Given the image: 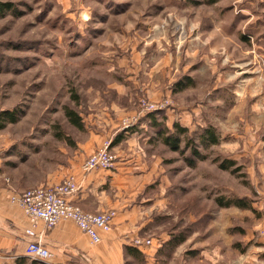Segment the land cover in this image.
<instances>
[{
    "label": "rangeland",
    "instance_id": "374dc122",
    "mask_svg": "<svg viewBox=\"0 0 264 264\" xmlns=\"http://www.w3.org/2000/svg\"><path fill=\"white\" fill-rule=\"evenodd\" d=\"M0 1L13 5L0 17V113L19 117L0 130L3 185L24 191L62 180L107 142L115 153L118 128L143 123L141 153L161 169L147 190L162 197V209L152 212L160 222L150 225L157 236L163 233L160 262L183 264L172 257L175 249L169 254L177 231L187 234L179 245L187 249L184 257L195 252L197 240H222L214 233L223 229L234 251L245 245L247 231L262 233L264 0ZM184 71L181 81L193 82L176 91L174 78ZM163 101L170 104L143 106ZM67 110L81 117L83 128L70 122ZM151 113L169 129L175 122L195 134L213 127L219 142L191 167L190 152L151 140ZM131 118L137 122L124 128ZM101 131L111 135L101 139ZM225 159L237 163L221 169ZM218 197H243L253 208L222 207Z\"/></svg>",
    "mask_w": 264,
    "mask_h": 264
},
{
    "label": "crops",
    "instance_id": "0c3cea01",
    "mask_svg": "<svg viewBox=\"0 0 264 264\" xmlns=\"http://www.w3.org/2000/svg\"><path fill=\"white\" fill-rule=\"evenodd\" d=\"M188 5H191L190 2ZM187 75L184 71L173 82H179ZM184 113L186 112H180V116ZM144 127L141 123L126 131L118 128L113 133L117 141L113 146L117 160L112 169L84 172V155L78 163L64 172V175L74 176L79 185V190L69 197L70 202L93 213L114 209L116 216L111 230L103 233L101 241L96 244L91 243L90 237L71 220L63 219L52 229H47L45 223L39 221L36 227L37 237L53 252V257L47 263L34 260L26 253L30 238L25 234V229L29 221L24 211L10 202L11 192L22 190H11L0 182V264H32L33 261L41 264H162L157 254L162 243L158 237L163 238V233L157 236L156 228L150 227L159 221L160 216L152 215V212L157 208L162 209V197L161 194L156 197L147 193L150 185L156 186V180L152 181L151 178L157 172L160 175L161 169L141 153L138 143L145 135L142 130ZM106 133L101 131L98 135L101 139L111 135ZM123 145L127 148L122 149ZM58 180H48L45 184H57L63 179ZM217 234L224 238L213 243L207 239L197 240V244L190 248L195 252L185 257L182 256V251L186 247L178 246L172 257H181L183 264L193 261L197 264H264L262 233L247 231L245 245H235V251L226 229L214 233ZM136 237L152 238L153 244L137 248L132 245ZM230 252L235 253L234 259H230Z\"/></svg>",
    "mask_w": 264,
    "mask_h": 264
},
{
    "label": "built area",
    "instance_id": "2783aa9c",
    "mask_svg": "<svg viewBox=\"0 0 264 264\" xmlns=\"http://www.w3.org/2000/svg\"><path fill=\"white\" fill-rule=\"evenodd\" d=\"M148 110L162 109L170 104V101L149 104ZM137 122V118L124 121L123 127L128 128ZM110 143L100 147L90 154L82 164L84 172L96 169H112L117 160V155L109 150ZM79 190V185L74 176L69 175L57 184H46L33 187L24 191H12L10 202L18 205L28 218L29 224L25 234L30 238L26 253L32 259L44 263L50 261L53 252L37 237L36 227L39 221H43L47 229L57 226L61 220L73 221L86 235L90 237L91 243H99L102 234L111 230L113 220L116 216L114 209L93 213L84 211L80 206L69 201V197ZM264 235V229L262 231ZM153 244V239L136 237L132 245L137 248L147 247ZM160 244V243H159Z\"/></svg>",
    "mask_w": 264,
    "mask_h": 264
},
{
    "label": "trees",
    "instance_id": "16d2710c",
    "mask_svg": "<svg viewBox=\"0 0 264 264\" xmlns=\"http://www.w3.org/2000/svg\"><path fill=\"white\" fill-rule=\"evenodd\" d=\"M208 3L215 2V0H207ZM194 3H199L198 1ZM13 5L11 3H6L3 1H0V17L3 16L4 12H10L12 11ZM191 79H186V81H179L177 82V87L175 86L176 91H179L180 89L185 88V85L189 83ZM193 82V81H191ZM187 86V85H186ZM66 114L70 120V122L76 126L77 128H83V122L81 120V117L76 114L73 110H67ZM151 113L148 115L149 121L151 122V126L154 127L156 134L155 137L151 140H155V138L160 139L164 144H166L171 149L181 152L183 154L190 152L188 155H186L185 160L188 163L189 166L195 167L198 161L205 160L208 156L205 154L202 150H207L210 146H213L214 144H217L219 142V137L216 133V130L213 127H202L200 130L195 134L191 133L189 130V127L181 125L179 122H175L173 124V128L169 129L165 126H163V121L157 122L151 119L153 117ZM165 116H162V120H164ZM18 116L14 111L5 110L0 113V130L6 126V121L8 122H16L18 120ZM163 126V127H161ZM236 160L233 159H225L220 161L219 167L224 170L232 169L236 165ZM239 167L234 169V171H238ZM2 172V169L0 168V173ZM218 204L222 207H230L232 205L239 207L241 209H252V205L250 202L243 197H233V198H226V197H218L216 199ZM170 237L171 246L169 247V254L172 256L173 250L176 249L179 245H181L185 237H187L186 233H179L178 231L176 233L171 234ZM166 243V242H165ZM164 245L160 246V250L158 251L157 257L161 258L163 256V253L165 248ZM168 247V246H167ZM167 253V252H166ZM25 261V259H24ZM161 261V259H160ZM163 264V262H161ZM25 264V262L23 263ZM32 264H41L38 261H33Z\"/></svg>",
    "mask_w": 264,
    "mask_h": 264
}]
</instances>
